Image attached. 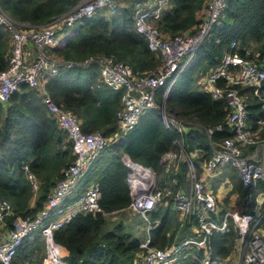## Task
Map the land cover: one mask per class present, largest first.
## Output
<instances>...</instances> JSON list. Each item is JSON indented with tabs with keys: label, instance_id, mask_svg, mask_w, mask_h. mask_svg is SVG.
I'll return each mask as SVG.
<instances>
[{
	"label": "trees",
	"instance_id": "1",
	"mask_svg": "<svg viewBox=\"0 0 264 264\" xmlns=\"http://www.w3.org/2000/svg\"><path fill=\"white\" fill-rule=\"evenodd\" d=\"M79 1L0 0V6L15 20L39 27L69 12ZM207 7V0H170V6L156 23L157 28L166 36L194 32L206 16ZM132 23L133 7H122L116 0L115 7L100 8L82 19L76 34L68 37L62 47L48 51L78 62L90 56H106L128 65L135 74L151 73L160 65V58L149 50L145 37L133 29ZM232 41L239 43L240 53L241 48L252 45L257 60L264 58V0H226L217 23L200 45L195 61L172 87L166 100V107L172 113L205 127L224 125L225 104L198 90L195 77L200 71L218 66ZM10 56L9 34L0 26V70L7 68ZM100 83L98 67L91 63L62 69L46 89L56 104L79 117L83 131H99L107 137L117 131L115 114L121 106L122 92L97 88ZM246 90L241 89V93L249 98L247 121L252 124L253 119L264 115V110L261 102L251 103L252 97L250 92L245 94ZM182 135L183 140L187 138L183 143L186 151L200 149L202 156L195 159L197 165L208 158L210 148L204 130L191 129ZM179 136L176 129L163 125L158 109H151L128 131L122 143L108 144L101 151L82 179L83 184L65 203L82 195L93 181L100 192L102 213L79 212L68 224L53 232L54 241L68 251L64 258L66 264H134L140 251V238L121 221L108 223L109 215L103 214L121 212L131 201L122 155L125 153L130 160L151 168L159 188L171 186L175 190L183 182L185 165L175 175L174 171L164 169L161 157L169 150L178 149L174 141ZM225 136H228L225 132H216L213 139L217 142ZM73 159L66 133L58 128L36 90L22 84L6 104L0 102V198L12 205V216L6 220L5 230L15 217H33L42 209L49 190ZM24 164L40 182V194L33 207L29 202L34 191ZM177 178L178 184H175ZM231 179L233 191L238 193L234 209L249 212L242 201L245 188L236 174H231ZM172 203L171 197H162L150 214L151 220H160L150 231L152 247L165 248L177 242L180 219ZM235 244L236 231L232 225L227 232L214 233L209 238L212 256L219 258L228 256ZM44 255L43 237L40 231H34L23 239L12 264H41ZM201 257L200 249H182L171 264H201Z\"/></svg>",
	"mask_w": 264,
	"mask_h": 264
},
{
	"label": "built area",
	"instance_id": "2",
	"mask_svg": "<svg viewBox=\"0 0 264 264\" xmlns=\"http://www.w3.org/2000/svg\"><path fill=\"white\" fill-rule=\"evenodd\" d=\"M225 4L226 0H208V12L197 30L166 36L156 23L170 6V0H136L132 27L145 37L149 50L156 53L161 61L153 72L141 75L133 73L128 65L106 56H90L78 62L48 51L62 47L68 37L76 34L82 19L100 8L115 7L116 0H80L69 12L39 27L15 20L0 6V26L8 31L11 41L9 64L6 69L0 70V102L6 104L22 84L36 90L59 128L66 133L74 155L73 162L63 169L62 177L50 189L45 205L35 216L15 217L5 230L6 220L12 216V205L7 199L0 198V230L6 231L0 236V264H12L17 248L34 231H40L44 240L45 255L41 264H66L64 248L54 241L53 232L68 224L79 212L102 213L97 184L90 185L70 203H65L66 199L101 151L108 144L123 142L128 131L151 109L160 111L166 128H174L181 134L174 141L178 149L165 152L161 164L166 171H174L175 175L185 165L186 180L182 189L174 190L171 186L159 188L151 168L123 155L131 198L126 209L146 222L145 237L139 241L140 251L134 264H171L182 249L190 248L202 251L201 264H264V115L249 123L247 97L241 93V89L248 88L251 97L260 100L264 110V97L259 98V93L264 94V58L257 60L252 45L241 48L240 53L239 43L232 41L218 66L208 69L207 73H198V90L225 104L227 115L224 125L205 127L196 121L179 118L166 107L176 79L195 61L200 45L217 23ZM28 43L33 46V54L24 48ZM91 63L97 65L101 79L97 88L122 92L121 106L115 114L118 131L110 137L98 131H83L80 119L71 110L56 104L46 89L50 80L62 69ZM183 127L189 129L187 132L198 128L204 130L210 149L203 164L195 163V159L202 156L200 149L186 151ZM216 132H225L228 136L216 142L213 139ZM225 165L235 169L245 188L242 201L250 209L249 212L220 211L217 199L209 193L208 190L216 186L220 168ZM23 169L33 191H37V180L28 172L27 164L23 165ZM226 183L227 179L218 183L219 191ZM166 196L172 198L175 209L185 219L195 223L197 233L179 243L156 248L151 246L150 231L160 220H151L150 214L157 202ZM230 225L236 231L232 254L226 258L212 256L210 236L227 232Z\"/></svg>",
	"mask_w": 264,
	"mask_h": 264
},
{
	"label": "crops",
	"instance_id": "3",
	"mask_svg": "<svg viewBox=\"0 0 264 264\" xmlns=\"http://www.w3.org/2000/svg\"><path fill=\"white\" fill-rule=\"evenodd\" d=\"M135 2V1H134ZM207 2H208V0H207ZM207 12H208V7L206 8V11H205V13H204V16L207 14ZM63 33V32H62ZM10 38V37H9ZM10 43H11V41H10ZM24 48L26 49V50H29V51H31L32 52V54L34 53V49H33V46H32V44L31 43H28V44H26L25 46H24ZM66 109V108H65ZM69 110V109H68ZM76 115V114H75ZM77 116V115H76ZM54 117V116H53ZM78 117V116H77ZM79 118V117H78ZM54 119H55V117H54ZM56 120V119H55ZM56 124H57V122H56ZM117 124V123H116ZM57 126H58V124H57ZM58 128H59V126H58ZM60 129V128H59ZM61 130V129H60ZM117 131H118V128H117ZM116 131V132H117ZM97 132V131H96ZM99 132V131H98ZM116 132H114V133H116ZM102 133V132H101ZM114 133L112 134V135H110V136H113L114 135ZM110 136H108V137H110ZM66 137H67V135H66ZM68 138V137H67ZM69 140V139H68ZM71 143V142H70ZM122 143V142H121ZM72 148V147H71ZM72 153H73V150H72ZM125 153H123V155H124ZM123 155H122V157H123ZM74 156V155H73ZM99 156V155H98ZM97 156V157H98ZM201 163V162H200ZM199 163V164H200ZM202 164H203V162H202ZM201 164V165H202ZM201 165L200 166H198V167H201ZM185 172V171H184ZM220 173L216 176L217 177V179H216V186H212L211 187V189H209L208 191H209V193L213 196V197H215L216 199H217V201H218V208H219V210L220 211H223V210H225V209H231V210H233V211H239V210H235L234 209V207H235V205H236V202H237V197H238V193H236V192H234L233 191V184H232V179H231V174L232 175H234V174H236V176H237V178L239 179V177H238V175H237V173H236V171H235V169H233L231 166H229V165H225V166H222L221 168H220V171H219ZM183 176H184V173H183ZM84 178V177H83ZM82 178V179H83ZM179 178V177H178ZM178 178H177V180H176V183L175 184H178ZM82 179H80L79 180V182H78V184H77V187H79V186H81L82 184H83V182L85 181H83ZM223 179H227L228 180V183H226V184H224L223 186H222V189L219 191V187L217 186L218 185V183H220V182H222V180ZM185 180H186V176H184V178H183V182H182V184L181 185H179L176 189H182V187H183V185H184V183H185ZM240 181V180H239ZM37 183H38V189H37V191H35L34 192V195H33V197L31 198V200H30V202H29V204H30V207H33L34 206V204H35V200L39 197V194H40V187H39V185H40V182H39V180H37ZM94 185V184H96L95 182H90L89 183V186L90 185ZM186 184H187V181H186ZM88 186V187H89ZM77 187L75 188V190L77 189ZM87 187V188H88ZM189 187V186H188ZM184 189V188H183ZM74 190V191H75ZM50 191V190H49ZM73 191V192H74ZM223 191V192H222ZM72 192V193H73ZM72 193H71V195L68 197V198H70L71 196H72ZM48 194H49V192H48ZM48 194H47V196H48ZM243 197H244V195L242 196V199H243ZM223 198H225V199H223ZM47 199V198H46ZM241 199V198H240ZM222 201H224L225 203H224V205H222ZM46 202V201H45ZM45 202H44V205H45ZM241 203V202H240ZM244 203V202H243ZM242 204V203H241ZM172 208H173V210L174 211H176L177 212V214H178V218L180 219V229H179V232H178V234H177V242H175V243H179L180 241H182V240H184L185 238H187V237H189L190 235H193V234H196L197 233V230H196V225H195V223L194 222H192V221H188L187 219H185L183 216H182V214L177 210V209H175V207H174V205H173V203H172ZM136 215V214H135ZM136 216H138V215H136ZM10 218V217H9ZM8 218V219H9ZM7 219V220H8ZM155 220H159V219H155ZM160 222V221H159ZM154 228V227H153ZM5 230H1L0 231V234L1 235H4L5 234ZM143 238H140V240H142ZM175 243H172V244H175ZM64 252H65V257L67 256V254H68V251L66 250V249H64ZM232 254V252L228 255V256H230ZM228 256H226V257H228ZM225 257V258H226Z\"/></svg>",
	"mask_w": 264,
	"mask_h": 264
},
{
	"label": "rangeland",
	"instance_id": "4",
	"mask_svg": "<svg viewBox=\"0 0 264 264\" xmlns=\"http://www.w3.org/2000/svg\"><path fill=\"white\" fill-rule=\"evenodd\" d=\"M134 1H136V0H118V3L120 2V5H122V7H131L132 8ZM207 72H208V70H206V73ZM197 79H198V74L195 77V83H196ZM246 89L247 90H246L245 94H248L250 91L248 88H246ZM259 96H260L259 98L264 97V94L259 93ZM247 101H249V98L247 99ZM254 101L257 103L260 102V100H258L256 98H252L251 103ZM183 138H184V136H183ZM185 141L187 142V138ZM232 184H234L233 181H232ZM223 199H225V198H223ZM224 203L225 202L222 201V205H224ZM135 214H133L131 211H129V209H125L121 212L109 215L108 216V223L111 224V223H114L115 221H121L123 224L125 223L126 225L125 224L124 225L126 226V228L128 230H131L133 232V234L136 235L138 238H144L145 237L146 222L140 216H136L138 214H136V215ZM232 258L233 257H229V259H232Z\"/></svg>",
	"mask_w": 264,
	"mask_h": 264
},
{
	"label": "water",
	"instance_id": "5",
	"mask_svg": "<svg viewBox=\"0 0 264 264\" xmlns=\"http://www.w3.org/2000/svg\"><path fill=\"white\" fill-rule=\"evenodd\" d=\"M183 130L187 133L189 129L187 127H183Z\"/></svg>",
	"mask_w": 264,
	"mask_h": 264
}]
</instances>
